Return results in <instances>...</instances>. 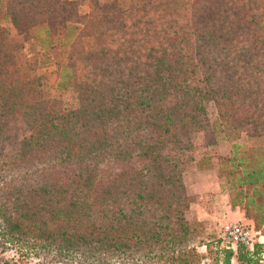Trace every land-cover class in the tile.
<instances>
[{"label": "trees", "instance_id": "obj_1", "mask_svg": "<svg viewBox=\"0 0 264 264\" xmlns=\"http://www.w3.org/2000/svg\"><path fill=\"white\" fill-rule=\"evenodd\" d=\"M27 1L32 5L23 7L41 8L32 28L45 35L44 47L60 36L63 45L80 44V58L96 65L90 81L78 85L75 107L44 101L37 93L43 77L17 63L0 21V228L14 239L23 217L41 212L43 225L59 224L39 235L51 240L39 245L43 250L54 244L52 250L68 257L77 250L88 262L119 253L133 261L138 254L200 264V254L188 245L194 229L186 212L193 197L180 169L182 139L203 129L208 99L224 122L255 136L264 133V0H148L162 16L177 6L185 13L182 23L166 20L154 29L152 35L162 34L154 44L132 40L141 50L147 45V53L107 46L112 24L129 21L130 12L94 4L97 10L80 25L66 9L73 0H61L54 17L47 15L49 7ZM92 23L98 29L90 33ZM188 63L204 73L202 85L183 82L182 65ZM128 64L132 70L124 74ZM222 163L235 191L232 207L245 202L246 216L264 227V155L251 160L234 145ZM10 208L18 212L14 219L6 215ZM203 245L209 253L215 248L213 264H262L264 258L260 244Z\"/></svg>", "mask_w": 264, "mask_h": 264}, {"label": "rangeland", "instance_id": "obj_2", "mask_svg": "<svg viewBox=\"0 0 264 264\" xmlns=\"http://www.w3.org/2000/svg\"><path fill=\"white\" fill-rule=\"evenodd\" d=\"M30 1H34L35 5L42 3V6L49 7L51 11L47 15L51 17L57 15V6L62 2L61 0ZM159 1L161 4L166 2L165 0ZM19 2L21 3L19 4ZM153 2L156 4L158 0ZM22 3H26L27 6L32 5L27 0H0V21L5 29L7 45L12 47L13 55L19 65H24L43 77L44 85L38 88V96L44 101L61 102L66 110H70L77 105L78 85L90 81L92 78L96 60L94 61L92 58H89V60L81 59L80 57H85L80 54L81 45L77 44L76 48L66 44L63 45L60 36H52L50 39L53 44L50 47H44L42 38L44 39L45 35L32 28L35 25L33 21L42 16L39 13L41 8L35 6L23 7ZM180 3L184 2L181 1ZM94 4L97 7H111L115 13L120 11L130 12L132 17L129 21L112 24L114 33L113 37L107 41V46L111 49L120 47V50L131 47L132 50L141 51L142 53L148 52L147 45L141 50L139 45L133 46L132 40L143 37L154 44L156 39L162 37V34L152 35L153 30L159 31L162 23L166 20H179L182 23V15L185 13L180 9V6H177L176 9L167 10L172 13L171 15L162 16V11L148 0H73L69 7L65 6L73 16L70 21L80 25L86 23L88 15L97 10ZM52 6H55V11L52 10ZM138 9L149 11V14L135 13L134 11ZM153 10L155 12H152ZM12 11L13 15H17L19 19L17 23L11 20L13 15L8 16ZM116 15L120 16V14ZM124 22L127 23L128 29L123 28ZM97 29L98 25L92 23L89 32L91 33ZM138 30H141L140 34H138ZM131 32L136 34L131 36ZM259 32L264 34V26ZM65 67H69L67 71H65ZM182 67L187 70V74L183 79L184 83L191 85L203 84V82H199L200 79L202 81L205 79L202 71L199 74L190 63L183 64ZM131 70L132 64H128L124 69V74ZM257 79L262 80L260 77ZM204 105L205 117H200L203 129L188 132L183 137V148L179 154L185 189L187 194L193 197L186 212V218L194 229L188 245L190 247L194 246L200 254V264H213L215 248H212V252L209 253L203 243H209L211 247L212 245H218L220 248L230 247L221 239L222 227L227 223H238L249 228L252 231L253 244L262 245L264 250V227L257 228L254 220L246 216L245 202L232 207V197L235 196V191L230 189L226 178V170L222 165L223 159L232 157L234 145H238L239 152H244L246 157L251 160L256 156L264 155V133L255 136L247 133L244 129L235 128L231 125V120L224 122L220 118L218 107L213 99L206 100ZM20 125L23 130L21 122L15 121L13 124L16 128H19ZM254 149L255 151H253ZM194 170L215 171L217 178L213 182L206 177H195ZM202 182L205 183L208 190L201 195L198 194V191H200ZM244 191L249 192L248 189ZM3 199L4 197H0V201H3ZM22 199L23 197L20 198V200ZM23 209L28 211L26 207ZM3 213L5 212L3 211ZM17 213L12 208L6 211V215H13V219L18 215ZM36 217L40 221H37L36 225H32L31 223L36 221ZM23 218V227L17 228L14 239L10 238L6 234L7 232L0 228V264L4 262L9 264H169L165 259L157 261L152 256L138 259V254H135L133 261L132 258H122V254L119 253L111 256L107 254L97 257V260L100 259L99 261L88 262L80 256L81 253L77 250L75 255L71 257L55 252V250H52L54 244L50 249L43 250L39 245L44 242L49 244L51 240L44 241L39 235L50 231L54 226L56 229L59 225L58 222L46 221V225H43L41 221L44 220V217L41 212L35 217H32L30 213V216L26 214ZM36 238L39 240H35ZM262 264H264V258Z\"/></svg>", "mask_w": 264, "mask_h": 264}, {"label": "built area", "instance_id": "obj_3", "mask_svg": "<svg viewBox=\"0 0 264 264\" xmlns=\"http://www.w3.org/2000/svg\"><path fill=\"white\" fill-rule=\"evenodd\" d=\"M221 239L231 248L242 244L249 248L253 247L252 231L238 223H227L222 227Z\"/></svg>", "mask_w": 264, "mask_h": 264}, {"label": "crops", "instance_id": "obj_4", "mask_svg": "<svg viewBox=\"0 0 264 264\" xmlns=\"http://www.w3.org/2000/svg\"><path fill=\"white\" fill-rule=\"evenodd\" d=\"M194 176L195 177H203V178H207L209 180H212L213 182H215L216 177V173L215 171H211V170H206V171H198V170H194ZM190 177V176H189ZM188 177V179H189ZM188 181V180H187ZM190 181V179H189ZM188 181V183H189ZM187 183V182H186ZM187 183V184H188ZM188 188V187H187ZM208 190L207 186L205 185V183H201L200 185V191H198V194H205V192Z\"/></svg>", "mask_w": 264, "mask_h": 264}]
</instances>
